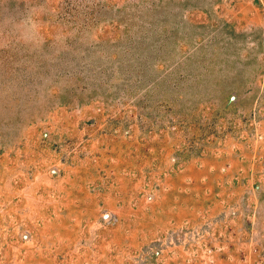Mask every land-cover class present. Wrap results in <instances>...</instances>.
Instances as JSON below:
<instances>
[{"label": "rangeland", "instance_id": "374dc122", "mask_svg": "<svg viewBox=\"0 0 264 264\" xmlns=\"http://www.w3.org/2000/svg\"><path fill=\"white\" fill-rule=\"evenodd\" d=\"M0 264H264V0H0Z\"/></svg>", "mask_w": 264, "mask_h": 264}, {"label": "built area", "instance_id": "2783aa9c", "mask_svg": "<svg viewBox=\"0 0 264 264\" xmlns=\"http://www.w3.org/2000/svg\"><path fill=\"white\" fill-rule=\"evenodd\" d=\"M169 235V237L171 238V236H173L172 234H168Z\"/></svg>", "mask_w": 264, "mask_h": 264}]
</instances>
